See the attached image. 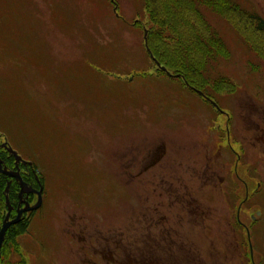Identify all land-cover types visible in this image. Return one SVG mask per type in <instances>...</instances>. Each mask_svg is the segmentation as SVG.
Returning <instances> with one entry per match:
<instances>
[{
	"label": "rangeland",
	"instance_id": "rangeland-1",
	"mask_svg": "<svg viewBox=\"0 0 264 264\" xmlns=\"http://www.w3.org/2000/svg\"><path fill=\"white\" fill-rule=\"evenodd\" d=\"M237 1L264 18V0ZM144 5V0H0V134L35 161L45 180L43 203L17 238L19 251L12 243L2 264H57L66 240L75 247L64 235L75 218L77 232L95 244L99 235L122 232L125 247H148L144 233L134 242V230L144 232L146 224L135 226L133 192L111 168L122 155L128 160L134 146L146 150L161 143L164 133L217 114L178 76L158 71L145 46ZM208 18L229 50L218 48L217 58L199 63L211 76L205 89H218L227 108L248 97L263 102L264 31L236 12L226 18L208 12ZM167 144L179 157L178 146L188 155L193 143ZM139 207L145 210L146 203ZM182 229L188 231V224ZM185 241H191L186 247L192 244ZM213 241L225 253L226 239ZM153 246L161 248V239Z\"/></svg>",
	"mask_w": 264,
	"mask_h": 264
},
{
	"label": "flooded vegetation",
	"instance_id": "flooded-vegetation-1",
	"mask_svg": "<svg viewBox=\"0 0 264 264\" xmlns=\"http://www.w3.org/2000/svg\"><path fill=\"white\" fill-rule=\"evenodd\" d=\"M181 78L213 105L217 115L197 119L188 129L182 126L177 132L164 133L161 143L146 150L136 145L128 160L122 155L111 168L119 184H129L133 192L135 226L146 224L144 232L135 227L134 242L144 233L148 247H125L122 232L99 235L95 244L92 237L77 232L80 222L75 218L64 233L75 247L66 240L69 249H60L57 264H264V101L248 97L227 108L217 97L218 89L203 90ZM165 137L193 143L190 153L186 155L181 144L177 149L181 156L170 153L169 147H174L168 146L170 140ZM10 147L27 162L17 163ZM35 164L12 145L9 135L0 134V229L8 214V220H13L20 213L11 226L30 225L31 213L41 207L45 180ZM17 172L21 180L13 175ZM21 181L26 183L22 192ZM202 186L209 190L202 191ZM40 199L37 208L26 209ZM140 202L146 203L145 210ZM187 224L185 232L182 227ZM185 238L192 240L189 247L186 243L191 241ZM216 238L226 239L225 253L213 247ZM155 239H161V248L153 246ZM203 240L211 247L203 248ZM80 241L82 246L76 247Z\"/></svg>",
	"mask_w": 264,
	"mask_h": 264
},
{
	"label": "trees",
	"instance_id": "trees-1",
	"mask_svg": "<svg viewBox=\"0 0 264 264\" xmlns=\"http://www.w3.org/2000/svg\"><path fill=\"white\" fill-rule=\"evenodd\" d=\"M144 4L148 16L145 27L150 51L162 65L178 74L180 79L184 77L189 85L203 90L211 83V76L201 70L199 63L204 58H217L215 55L218 48L222 52L228 49L224 37L208 18V12L225 18L233 12L243 17L247 15L251 20L255 19L258 28L264 31V18L251 12L237 0H144ZM202 31L210 33L202 35ZM150 51L147 49L149 56ZM151 59L157 66L156 60L152 57ZM157 69L167 73L160 67ZM199 71L201 72L198 77ZM28 227L29 223H20L8 228L0 264L5 259L7 247L12 243L14 249L19 251L17 238Z\"/></svg>",
	"mask_w": 264,
	"mask_h": 264
},
{
	"label": "water",
	"instance_id": "water-1",
	"mask_svg": "<svg viewBox=\"0 0 264 264\" xmlns=\"http://www.w3.org/2000/svg\"><path fill=\"white\" fill-rule=\"evenodd\" d=\"M114 10L118 14L117 5L115 6ZM146 37H147V30L145 32V41H146L147 49L150 51V48H149V45H148V42H147V38ZM151 57L154 58V60H156L157 66L160 67V68H162L163 70H165L169 75H171V76H178V74H176V73L172 72L171 70H169L167 66L162 65V63L159 60L156 59V57L154 56V54L152 52H151ZM10 150L15 154V156H16V162L17 163H19V161H21V160H23L25 163L27 162L26 160H24L22 158V156L20 154H18V152L15 149H13L12 147H10ZM30 163H32V162H30ZM17 173L18 174H15V173L14 174L13 173H9V174L10 175L13 174L17 178H20V180H21V176L19 175V172H17ZM20 184L22 186V188H21V192H22L24 190V185L26 183L24 181H21ZM6 189L8 190L9 189V186H7ZM8 198H9V196H8ZM40 203H41V199L39 200V202L37 204L32 205V206H28V207H26V209H35V208H37L40 205ZM8 218H9V214L7 215L5 221L3 222V225H2V227L0 229V260H1V256H2V246H3V243H4L5 237H6L7 230H8V228L10 227V225L12 223H15L16 221H19V219H20V213L13 220H8Z\"/></svg>",
	"mask_w": 264,
	"mask_h": 264
},
{
	"label": "bare ground",
	"instance_id": "bare-ground-1",
	"mask_svg": "<svg viewBox=\"0 0 264 264\" xmlns=\"http://www.w3.org/2000/svg\"><path fill=\"white\" fill-rule=\"evenodd\" d=\"M21 188H22V186H21ZM11 226V225H10Z\"/></svg>",
	"mask_w": 264,
	"mask_h": 264
}]
</instances>
